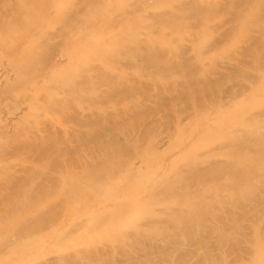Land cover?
<instances>
[{
	"label": "rangeland",
	"instance_id": "rangeland-1",
	"mask_svg": "<svg viewBox=\"0 0 264 264\" xmlns=\"http://www.w3.org/2000/svg\"><path fill=\"white\" fill-rule=\"evenodd\" d=\"M21 1L0 0V24L24 34L0 33V264H264L250 236L264 237V215L234 207L236 177L206 189L194 238L169 213L189 202L162 196L189 161L232 162L234 138L264 134L258 0H34L39 21ZM125 35L155 40L165 64L105 58ZM113 139L127 144L118 163H93ZM221 218L238 222L222 231Z\"/></svg>",
	"mask_w": 264,
	"mask_h": 264
},
{
	"label": "bare ground",
	"instance_id": "bare-ground-1",
	"mask_svg": "<svg viewBox=\"0 0 264 264\" xmlns=\"http://www.w3.org/2000/svg\"><path fill=\"white\" fill-rule=\"evenodd\" d=\"M101 1L102 0H84L83 2H81L80 6L83 7L88 3H91L92 5L94 3H97L98 5ZM35 4L36 3L34 0L21 1L19 4V8H21L20 15L23 16L24 19H28L29 21H39V18H44L43 10L37 12V8L36 6H34ZM119 11L124 14L123 16H125L126 19L124 21H117L121 23L130 22L131 26L136 24L134 26V29L137 32H139V30H143V22L138 20L140 18L135 19L134 17L129 15L133 12L124 9H119ZM209 11L210 10L208 8H205L204 11H202V9H199L196 15L202 16L204 13H208ZM252 12L255 13L256 18L259 16L260 21L261 19H263L262 21H264V0H258L257 3L252 7ZM171 13L174 12L171 11L161 14H153V16L168 18ZM70 14L73 15L74 12L72 11ZM109 18L112 19L110 16ZM108 22L111 21L108 20ZM139 24H141L142 26H140ZM103 25L104 28L102 29H107L110 27V24L108 25V23H103ZM129 26L124 27L128 29ZM260 26L263 27L262 33L264 35V26ZM146 27L150 26L148 25L144 28ZM19 32L20 31L14 29L11 24H6L4 22H1L0 24V33L3 34V36L6 33H12L15 36L19 35V37L24 35L23 32L22 34H17ZM155 43V40L143 42V40H141L139 37L137 39L135 35H133L132 37H128L127 35H125L121 41H114L112 46H110L108 50H103L102 53L103 55H105V58V52L110 53L116 60H120L121 57H124L127 60L135 57L141 59L145 66H160L162 64L164 65L165 61L157 53ZM103 78L104 77H101V79ZM254 131L257 136L255 135ZM259 135L260 132H258L257 130H252L234 138L231 142L233 147L230 151L233 158L232 162L203 165L202 162L189 161L187 164V170L184 173L170 174L174 176V178L171 180L172 183L169 184V186H165V188L162 190V196L171 197L174 199L179 197L184 201L183 203L178 202L179 204H184L187 201L189 202L187 206V213L179 214L175 213L174 211L169 212L172 218V225L177 226V223L179 222L183 224V227L178 228V230L182 231L186 235V238H194L200 236L202 233L201 227L199 226H201L203 222H207V220L211 218L208 211L210 209V205L204 203V198L206 197V189L213 183V181L231 180L230 178L236 177L239 181L237 184V188L240 189V196L236 200L237 202L234 204V207H241L244 215H251L253 213L256 219L264 215V200L262 198V188L264 187V155L256 159L250 157V155L248 154V151L250 152V147L259 148L261 147L262 142H264V134L260 136ZM126 145V143L120 142L119 139H113L110 144L102 146L105 150V153L101 154L96 159H93L92 162L97 164L98 161H101L102 159H104V157L107 160H110L111 157H114V159H116V162L118 163L119 159L123 156L122 151ZM240 148L242 149L241 153H239ZM109 150H111V153L108 154ZM128 154L130 155L131 153ZM150 157L151 156H149L148 158ZM153 159L156 160L155 156ZM177 182L182 183L181 185L183 186L184 190H180V187H178L177 189ZM230 218L232 219V212L230 213ZM197 219H202V223H195L194 221H197ZM214 220L217 222L216 226L222 231L228 230L231 224H235L238 222L234 221L229 223L222 218L219 220ZM162 234L163 236L168 235L166 231ZM250 236L251 238H255L258 241H264V237H260L257 229H252L250 232Z\"/></svg>",
	"mask_w": 264,
	"mask_h": 264
}]
</instances>
